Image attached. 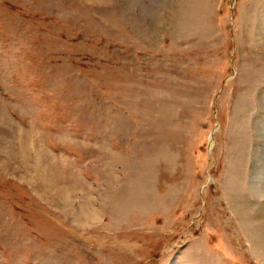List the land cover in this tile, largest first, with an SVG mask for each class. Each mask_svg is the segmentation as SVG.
Segmentation results:
<instances>
[{
    "label": "rangeland",
    "instance_id": "374dc122",
    "mask_svg": "<svg viewBox=\"0 0 264 264\" xmlns=\"http://www.w3.org/2000/svg\"><path fill=\"white\" fill-rule=\"evenodd\" d=\"M0 264H264V0H0Z\"/></svg>",
    "mask_w": 264,
    "mask_h": 264
}]
</instances>
